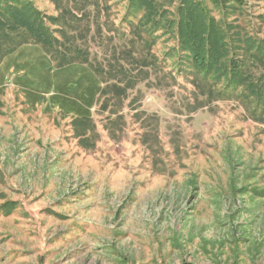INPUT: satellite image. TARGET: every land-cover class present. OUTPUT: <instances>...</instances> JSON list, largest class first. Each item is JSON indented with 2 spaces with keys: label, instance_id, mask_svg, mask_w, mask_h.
Listing matches in <instances>:
<instances>
[{
  "label": "rangeland",
  "instance_id": "rangeland-1",
  "mask_svg": "<svg viewBox=\"0 0 264 264\" xmlns=\"http://www.w3.org/2000/svg\"><path fill=\"white\" fill-rule=\"evenodd\" d=\"M30 1L58 15L51 0ZM242 1L213 14L264 39V0ZM108 4L99 20L96 10L73 18L106 72L102 87L124 88H112L106 110L99 99L95 142L80 143L73 117L26 110L7 89L0 264H264V124L235 96L195 88L176 39L162 32L144 48L149 74L130 56L143 41L125 2Z\"/></svg>",
  "mask_w": 264,
  "mask_h": 264
},
{
  "label": "trees",
  "instance_id": "trees-1",
  "mask_svg": "<svg viewBox=\"0 0 264 264\" xmlns=\"http://www.w3.org/2000/svg\"><path fill=\"white\" fill-rule=\"evenodd\" d=\"M51 1L58 15L45 16L30 0H0V62L22 45L36 44L58 68L83 64L101 79L100 75L106 72L91 62L89 48L78 41L82 31H76L78 26L74 25L73 18L79 20L76 12L83 17L96 10L99 20L110 10L108 0ZM121 1L125 2L124 18L143 41L139 54L130 55L135 63L150 64L143 55L144 48L153 47L155 34L169 35L178 43L181 62L192 70L195 88L204 90L208 86L206 89L212 94L216 87L218 95L235 96L254 119L264 124V39L213 14V8L225 14L233 7L239 9L242 0H180L174 10L170 9L173 0ZM52 26L57 27L60 36L54 35ZM69 27L77 32L76 35H72ZM152 67L150 64L146 68L149 74L156 71ZM112 88L124 92V88L116 84L104 85L97 101L105 98L104 110ZM73 126L80 143L84 140L95 142L98 132L93 116L75 117Z\"/></svg>",
  "mask_w": 264,
  "mask_h": 264
},
{
  "label": "crops",
  "instance_id": "crops-1",
  "mask_svg": "<svg viewBox=\"0 0 264 264\" xmlns=\"http://www.w3.org/2000/svg\"><path fill=\"white\" fill-rule=\"evenodd\" d=\"M50 67L53 60L36 44L22 45L5 56L0 62V108L7 89H11L26 110L48 108L73 118L93 116L102 87L95 72L86 65L74 63L55 69L53 81L49 83ZM81 79L83 82L78 87ZM89 83L95 85L92 94L87 88Z\"/></svg>",
  "mask_w": 264,
  "mask_h": 264
}]
</instances>
